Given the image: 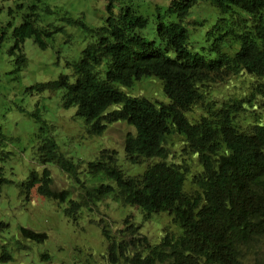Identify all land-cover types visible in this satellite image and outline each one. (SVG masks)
<instances>
[{"label": "trees", "instance_id": "16d2710c", "mask_svg": "<svg viewBox=\"0 0 264 264\" xmlns=\"http://www.w3.org/2000/svg\"><path fill=\"white\" fill-rule=\"evenodd\" d=\"M200 1L229 15L208 31L214 38L209 52L189 50L183 24ZM239 9L245 12L243 19ZM109 12L104 23L92 29L69 13L51 19L57 10L43 0H0V40L12 39L19 51L28 39L46 48L55 33H65L66 25L58 20L95 37L78 61L67 63L71 74L35 88L62 91L63 106H76V115L85 118L90 134L101 135L114 122L133 126L135 132L125 137L126 159L139 166L150 161L142 172L127 175L118 164V152L103 149L89 163V171L104 175L108 182L86 185L42 120L36 152L42 169L18 184L20 194L31 200L36 188L41 196L69 201L66 213L75 220L83 206L106 197L140 207L145 220L155 213L173 216L180 232L167 230L157 243L139 235L140 228L130 217L123 221L120 240L103 225L110 264H252L250 257L264 239V0H170L165 15L175 14L177 21L158 22V43L139 34L138 28L148 23L144 15L130 7L116 14L112 3ZM229 17L236 21L235 27L228 26ZM223 25L226 29L221 32ZM229 38L235 39L237 49ZM212 51L216 57H210ZM19 59L26 64L23 52ZM240 74L255 78L244 96L225 97L221 103L207 97L210 83ZM150 76L163 81L168 102L132 96L124 89ZM194 107L202 114L191 120L187 113ZM172 133L183 137L180 161L169 160L167 138ZM0 136L2 144L5 139ZM189 154L196 155L195 172L193 163L186 161ZM49 164L74 180L82 191L80 199H71L68 189L53 187ZM4 183L11 181L0 168V198ZM7 226L0 222V228ZM18 231L26 239H47L45 233L23 226ZM12 259L7 244H2L0 264Z\"/></svg>", "mask_w": 264, "mask_h": 264}, {"label": "rangeland", "instance_id": "374dc122", "mask_svg": "<svg viewBox=\"0 0 264 264\" xmlns=\"http://www.w3.org/2000/svg\"><path fill=\"white\" fill-rule=\"evenodd\" d=\"M43 1L57 10L51 19L69 13L73 19L83 20L92 29L103 24L110 15L111 3L116 14L130 7L135 13L148 18L147 25L138 28L139 34L147 40H156L157 43L158 22L177 21L175 14L165 15L170 0ZM244 13L241 11L239 18L243 19L246 16ZM228 16L209 1H200L193 6L183 20L189 34V50L209 52L214 38L208 36V31L220 18ZM57 23L66 25V32L55 33L46 48H41L28 39L19 51L14 47L12 39L0 40V133L2 140L5 139L0 144V168L3 176L11 181L2 185L0 222L8 226L0 228V246L6 243L13 256L11 261L4 264H110L107 259L108 241L102 232L103 225L120 240L119 231L124 227L123 221L127 217L139 226V235H146L152 243L159 242L167 230L180 232L179 226L173 222V216L167 212L155 213L152 218L145 220L140 207L109 197L94 201L91 207L83 206L75 220L74 215L66 213L69 201L62 203L41 196L35 191L36 188L31 192V200L20 194L18 184L25 181L30 172L42 169L36 152L43 121L49 125V133L58 143L59 150L77 165L79 177L86 185L108 182L104 175H93L89 171V163L96 160L103 149L118 152V164L127 175L142 172L146 164L150 163L146 161L139 166L126 159L125 137L128 132H135L133 126L123 121L114 122L107 125L101 135L90 134L85 118L76 115V106H63L62 91L35 88L37 84L56 80L62 74H71L72 69L67 63L78 61L87 43L95 39L82 32L80 26H70L60 20ZM227 24L235 27L236 21L229 17ZM225 29L223 25L221 32ZM219 32L216 30L215 35ZM228 40L238 48L235 39ZM223 48L228 49L226 41ZM20 52L26 56V64L19 59ZM210 57H216V53L212 51ZM254 79L248 74H240L223 82L210 83L207 97L221 103L225 97L244 96ZM124 89L132 96L147 97L155 102L169 101L163 91V81L156 76L143 77L135 81L131 88ZM35 113L40 114V120ZM201 114L198 107L187 113L191 120L198 119ZM182 139L178 133L168 136L170 161L183 159V154L180 155L184 145ZM185 157L186 161L193 163V172L197 171L199 167L196 155L189 154ZM48 167L52 172L53 187L68 189L71 199H80L82 191L74 180L57 165L49 164ZM101 220L103 224L100 223ZM19 226L45 233L47 239L42 242L26 239L20 235ZM23 243L25 245L22 247ZM260 243L262 246L250 257L252 264H256V260L264 264V239ZM44 254L50 257L43 258Z\"/></svg>", "mask_w": 264, "mask_h": 264}, {"label": "bare ground", "instance_id": "6f19581e", "mask_svg": "<svg viewBox=\"0 0 264 264\" xmlns=\"http://www.w3.org/2000/svg\"><path fill=\"white\" fill-rule=\"evenodd\" d=\"M49 168V167H48ZM50 169V168H49Z\"/></svg>", "mask_w": 264, "mask_h": 264}]
</instances>
